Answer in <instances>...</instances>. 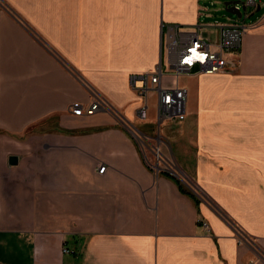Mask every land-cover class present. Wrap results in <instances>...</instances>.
<instances>
[{
  "label": "crops",
  "instance_id": "obj_1",
  "mask_svg": "<svg viewBox=\"0 0 264 264\" xmlns=\"http://www.w3.org/2000/svg\"><path fill=\"white\" fill-rule=\"evenodd\" d=\"M219 1L0 0V264H264V0L235 71L163 76L190 91L174 130L129 81L168 26L215 40ZM94 94L112 111L70 113Z\"/></svg>",
  "mask_w": 264,
  "mask_h": 264
},
{
  "label": "built area",
  "instance_id": "obj_2",
  "mask_svg": "<svg viewBox=\"0 0 264 264\" xmlns=\"http://www.w3.org/2000/svg\"><path fill=\"white\" fill-rule=\"evenodd\" d=\"M253 5L254 0H244L243 4ZM240 10V4H235ZM246 17V15H242ZM217 37L208 40L200 32V26L183 28L168 26L164 34L163 48L166 52V66L172 71L174 77L196 73H216L221 71H235L239 65V53L242 48L243 36L246 25L244 22L219 23ZM163 62L150 73L130 77L132 89L141 97H146L150 92L156 94V114L159 125L162 123H178L185 117L187 90L179 85H166L163 83ZM70 113L74 116H89L102 110L112 111L108 102L94 94L88 103L74 101L70 104ZM148 105L138 111L141 119H146ZM156 158L161 160L159 150L156 149ZM155 158V159H156ZM157 163V162H156ZM155 169L158 165H153ZM106 166H98V173H103ZM197 223L205 231L209 225L203 218H198Z\"/></svg>",
  "mask_w": 264,
  "mask_h": 264
},
{
  "label": "rangeland",
  "instance_id": "obj_3",
  "mask_svg": "<svg viewBox=\"0 0 264 264\" xmlns=\"http://www.w3.org/2000/svg\"><path fill=\"white\" fill-rule=\"evenodd\" d=\"M225 1H227V0H220L219 1V3H218V5H219V8H220V13L218 14V15H216V17H215V19L217 20V21H219V22H226V23H237V22H245L246 24H248L249 22H250V20L251 19H253V18H255L256 16V14H254V15H252V16H247V13L246 12H244L242 15H246V17H242L241 19H239V18H237L234 14H231V13H228V12H226L225 10H224V8H223V5L221 4V3H223V2H225ZM238 1H240L241 2V4L240 3H238V4H240V7L242 6V3L244 2V0H238ZM221 2V3H220ZM246 5H248V4H246ZM255 5V1H254V4L253 5H250V6H254ZM3 8H5L4 7V5H1ZM206 20V22H208V21H210V20H208V19H205ZM204 20V21H205ZM212 21V20H211ZM197 26V25H196ZM247 31V28L245 29V32ZM210 34H212V31H203V33H202V35L204 36V37H206L208 40H211V37L209 36ZM243 44V43H242ZM241 50H242V48H241ZM241 56V51H240V53H239V63H240V57ZM165 58H166V52H165V49L163 48V51H162V62H163V67H162V70H163V76L164 77H168L170 74H172L171 72V70L168 68V66H166V62H165ZM238 67H239V65H238ZM222 72H224V71H222ZM187 78V75L186 74H184V75H181L180 77H179V83H183L184 82V80ZM187 102L186 103H188V101H189V97H190V91L188 92V95H187ZM148 102H149V104H150V110H149V113H150V116H152V114L154 113V106H153V96H149L148 97ZM186 107L188 108V104L186 105ZM176 125V124H175ZM159 127V126H158ZM170 128L169 129H171L172 128V130H174L175 129V127H174V125L171 123V126H169ZM156 158V157H155ZM154 158V160H153V165H158V169L160 170L161 169V166H162V163H163V159L161 158V160L160 161H158V159L156 158L155 159ZM157 162V163H156ZM164 162H165V165H167L168 164V162H166L165 160H164ZM167 167H168V165H167ZM166 167V168H167ZM167 169H169V168H167ZM178 177H179V179L180 180H182V181H185V180H189V178H190V176H188V175H186L185 173H183L182 171H179L178 172Z\"/></svg>",
  "mask_w": 264,
  "mask_h": 264
},
{
  "label": "trees",
  "instance_id": "obj_4",
  "mask_svg": "<svg viewBox=\"0 0 264 264\" xmlns=\"http://www.w3.org/2000/svg\"><path fill=\"white\" fill-rule=\"evenodd\" d=\"M54 117H49L37 124L31 125L26 129V133L28 132H47V131H53V130H60L58 127V123L56 120H54ZM164 174L169 175L167 171H163Z\"/></svg>",
  "mask_w": 264,
  "mask_h": 264
},
{
  "label": "water",
  "instance_id": "obj_5",
  "mask_svg": "<svg viewBox=\"0 0 264 264\" xmlns=\"http://www.w3.org/2000/svg\"><path fill=\"white\" fill-rule=\"evenodd\" d=\"M240 3L238 0H227L223 2L224 10L228 13L234 14L237 18H240L242 14L244 13L245 6L242 3V6L240 7V10L235 7V4ZM136 129H134L135 131Z\"/></svg>",
  "mask_w": 264,
  "mask_h": 264
}]
</instances>
